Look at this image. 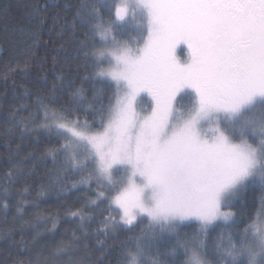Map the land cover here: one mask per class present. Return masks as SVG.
I'll use <instances>...</instances> for the list:
<instances>
[{
  "label": "snow or ice",
  "instance_id": "1",
  "mask_svg": "<svg viewBox=\"0 0 264 264\" xmlns=\"http://www.w3.org/2000/svg\"><path fill=\"white\" fill-rule=\"evenodd\" d=\"M81 10L103 49L86 54L95 78L113 89L107 115L100 109L102 131L38 106L46 121L40 127L65 141L49 151L53 161L63 156L62 167L88 173L79 183L97 185L85 207L109 213L98 235L147 220L145 234L122 253L124 264H164L160 241L170 247L169 264H264V206L242 231L209 238L218 221L226 229L236 223L222 206L233 207L249 185L264 188V0H84ZM124 35L134 47L117 39ZM181 46L184 63L176 55ZM9 195L0 191L5 210ZM24 206L21 200L18 214ZM69 215L81 228L91 219L83 209ZM193 221L197 234L182 240L178 229ZM75 251L58 246L52 255L75 264Z\"/></svg>",
  "mask_w": 264,
  "mask_h": 264
},
{
  "label": "trees",
  "instance_id": "2",
  "mask_svg": "<svg viewBox=\"0 0 264 264\" xmlns=\"http://www.w3.org/2000/svg\"><path fill=\"white\" fill-rule=\"evenodd\" d=\"M83 2L0 0V191L7 188L10 193L9 207H0V264H69L67 257L59 261L53 258L58 246L76 249L72 253L75 264H124L122 253L131 248L129 240L143 236L148 229L145 220L133 231L118 229L108 238L98 235L109 213L85 207L87 199H95L96 183H79L88 173L77 174L62 167L63 156L57 154L54 162L49 151L59 149L65 141L40 127L46 122L38 106L42 103L49 113L87 120L95 125L93 131L102 130L100 109H105L106 116L113 89L95 78L97 69L91 56L86 55L103 49L99 39H93L92 25L83 16ZM104 18L108 19L107 13ZM132 36L140 38L137 33ZM117 39L129 41L134 47L127 35ZM24 124L27 131H22ZM10 172L12 183H8ZM73 184L76 187H71ZM25 188L28 191L22 197L19 193ZM21 200L25 206L18 214ZM262 206L264 188L249 185L231 207L236 223L226 229L219 221L209 229L210 240L226 231H242ZM77 209L91 217L83 228L69 215ZM53 223L55 231H49ZM198 230V222L185 223L178 229L182 240L190 239ZM99 241H104L102 248ZM25 248L31 250L30 254L21 251ZM155 248L164 264H169L164 257L170 251L168 242L160 241Z\"/></svg>",
  "mask_w": 264,
  "mask_h": 264
},
{
  "label": "rangeland",
  "instance_id": "3",
  "mask_svg": "<svg viewBox=\"0 0 264 264\" xmlns=\"http://www.w3.org/2000/svg\"><path fill=\"white\" fill-rule=\"evenodd\" d=\"M176 55H177V58L180 60V62L181 63H184V62H186L187 61V53H186V50H184V46H181V49H177V53H176ZM110 67V65H105V69H107V68H109ZM137 112L140 114V115H147L148 114V112H145V111H143L142 110V107L141 106H139L138 105V107H137ZM222 127V126H221ZM100 131H102V130H100ZM227 134V133H226ZM233 142H235V141H233ZM235 143H239V142H235ZM253 146H255V145H253ZM113 179L114 180H119L120 179V177H118V176H116L115 174H114V176H113ZM106 195H108V192H106L105 193ZM110 195H114V193H111ZM221 211H224V212H232L233 214H234V212H233V210L231 209V208H225V207H223L222 206V208H221ZM193 222H195V221H193ZM219 222V221H218ZM217 222V223H218ZM187 223H191V222H187Z\"/></svg>",
  "mask_w": 264,
  "mask_h": 264
}]
</instances>
